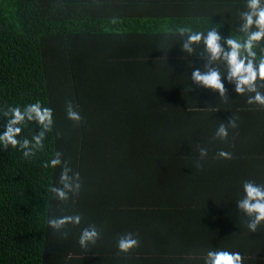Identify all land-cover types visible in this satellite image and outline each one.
Returning a JSON list of instances; mask_svg holds the SVG:
<instances>
[{
  "label": "trees",
  "instance_id": "trees-1",
  "mask_svg": "<svg viewBox=\"0 0 264 264\" xmlns=\"http://www.w3.org/2000/svg\"><path fill=\"white\" fill-rule=\"evenodd\" d=\"M243 10L244 0H0V105L38 99L53 113L31 159L0 150V264H203L205 219L242 212L243 182L264 184V107L228 82L223 97L194 84L202 45L181 53L174 29L222 23L226 37ZM69 102L78 122L66 116ZM230 117L237 126L216 137ZM57 151L79 173L67 201L48 190L60 166H41ZM76 213L79 225L47 224ZM186 218L202 229L193 238L180 231ZM247 221L237 218L228 249L242 264H264V223L250 232ZM88 225L100 239L81 248ZM126 233L139 244L125 253L116 244Z\"/></svg>",
  "mask_w": 264,
  "mask_h": 264
},
{
  "label": "clouds",
  "instance_id": "clouds-1",
  "mask_svg": "<svg viewBox=\"0 0 264 264\" xmlns=\"http://www.w3.org/2000/svg\"><path fill=\"white\" fill-rule=\"evenodd\" d=\"M238 27L229 35L222 37L219 31L221 25H212L206 30H193L187 25H176L174 31L183 39L180 45L181 53L189 56L195 51L194 45H202L198 54L205 63L201 68L193 67L191 81L205 89H210L223 97L225 82L233 85V91L238 95H246L248 104L264 107V0H244V10L239 13ZM66 116L73 121H79L80 115L74 110L71 102L66 104ZM0 121L3 130L0 131V150L15 149L25 160L31 159L37 151L44 147L46 135L52 130V108L45 106L40 100L20 104L0 105ZM32 125L31 137L21 136L22 129ZM236 120L230 117L227 126L221 123L215 131V136L224 139L228 136V128H235ZM35 129V130H34ZM200 156L206 155V149L199 150ZM218 156L230 159L231 153L220 150ZM44 168L60 166L57 184L49 185L48 190L58 201H67L69 194H77L80 189L79 173L72 171L62 153L57 151L48 160L42 161ZM58 185V186H57ZM236 207L248 217L247 228L255 232L264 223V184L244 181L241 198L236 201ZM79 213L50 217L47 224L53 230L59 231L66 224L79 225ZM100 231L94 225H88L80 230L77 243L81 248L94 245L100 239ZM139 241L132 233H126L117 240V249L128 252L137 247ZM203 264H242L241 254L227 249H208L203 253Z\"/></svg>",
  "mask_w": 264,
  "mask_h": 264
},
{
  "label": "crops",
  "instance_id": "crops-1",
  "mask_svg": "<svg viewBox=\"0 0 264 264\" xmlns=\"http://www.w3.org/2000/svg\"><path fill=\"white\" fill-rule=\"evenodd\" d=\"M236 200L238 199H235L234 201ZM223 210L224 211L212 213V217L210 219L209 218L205 219L206 223L203 226V227L207 226L206 228H204L205 230L197 229L198 224L196 223H198L197 222L198 220L194 221L195 218H186V221L184 222L183 226L180 229L183 238H188V237L193 238L194 236L198 235L199 230H202L204 231L203 239L205 238L206 240L204 242L199 241L196 243H204L205 246H207V250H208L210 248L215 249L217 245L221 242L223 243L222 240H224L226 244H224L221 247H218V249H227L230 251L227 245L229 244V239L231 236L234 237L237 236L236 233V231H238V228L236 227L237 218H248V217H246L243 212L236 211V209L232 206H230L227 209L224 208ZM204 213L207 212L205 211ZM255 264H259V263H255Z\"/></svg>",
  "mask_w": 264,
  "mask_h": 264
},
{
  "label": "bare ground",
  "instance_id": "bare-ground-1",
  "mask_svg": "<svg viewBox=\"0 0 264 264\" xmlns=\"http://www.w3.org/2000/svg\"><path fill=\"white\" fill-rule=\"evenodd\" d=\"M262 123V122H261ZM263 128V127H262ZM155 191H157V190H155Z\"/></svg>",
  "mask_w": 264,
  "mask_h": 264
}]
</instances>
